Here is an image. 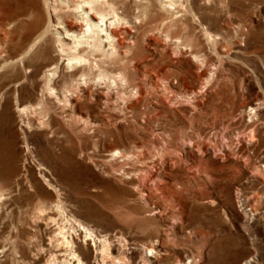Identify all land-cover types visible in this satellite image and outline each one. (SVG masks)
I'll list each match as a JSON object with an SVG mask.
<instances>
[{
  "label": "rangeland",
  "instance_id": "1",
  "mask_svg": "<svg viewBox=\"0 0 264 264\" xmlns=\"http://www.w3.org/2000/svg\"><path fill=\"white\" fill-rule=\"evenodd\" d=\"M25 2L5 0L4 16ZM143 9L157 20L147 24ZM118 12L129 40L154 26L134 45L151 58L130 62L126 78L100 76L122 69L107 59L79 84L63 64L47 80L32 53L27 64L2 66L28 28L0 27V169L18 106L28 109L20 115L31 148L26 162L15 159L20 174L0 179V208L38 191L56 221H43L42 241L31 221L33 246L68 239L72 214L109 234L104 264H264V0H126ZM148 36L160 41L146 46ZM82 236L72 233L80 245ZM84 242L86 264L93 248ZM44 246L36 264H76Z\"/></svg>",
  "mask_w": 264,
  "mask_h": 264
},
{
  "label": "bare ground",
  "instance_id": "2",
  "mask_svg": "<svg viewBox=\"0 0 264 264\" xmlns=\"http://www.w3.org/2000/svg\"><path fill=\"white\" fill-rule=\"evenodd\" d=\"M41 2L42 8L39 6V0H26L25 4L29 9L25 5L24 7H18L14 13L9 14L11 17H6L3 14L5 0H0V27L5 24L12 26V35L24 33L28 28L27 38L20 45V53L11 59L5 60L2 66L6 67L16 62L27 64L25 62L26 57L32 53V56L34 55L32 62L37 67L36 70L41 69V74L47 80H50L59 65L63 64L64 67L71 68L67 77L74 80L75 84H79L80 82L78 81L80 79L82 83H86L88 71L93 67L100 68L107 59L119 62L122 64V69L114 71L116 75L112 71L102 69L99 71V75L104 77L112 74L111 76L115 78L118 75L119 77H125L124 74H127L126 70L130 62H145L144 59H149L152 56L143 50L138 51L134 45L140 34L142 35L143 32L154 29L153 25L142 26L140 28L141 32L136 33L135 37H130V40L128 39V27L125 25L127 21L125 16L118 12L119 8H124L126 0H41ZM143 8L146 7L143 6ZM142 11V15L145 17L144 21L147 24L157 20L147 10L143 9ZM24 17H28L30 19L29 22H25L23 20ZM166 26L168 25L165 23L164 27ZM20 28L23 30L20 31ZM148 38L152 42L145 43L146 46L160 41L154 36H148ZM166 38L165 40H170L169 33H166ZM119 53L121 57H119ZM29 62L28 65L30 67L33 64ZM155 64L157 65L156 62ZM149 69L153 71L155 67L151 66ZM137 88L140 89L138 86ZM67 92L62 97L65 101L69 98L66 96L69 95ZM69 96L73 98L72 95ZM84 96L83 98H85ZM74 100L75 108L78 111H82L78 106V99ZM16 111L20 114L23 113L25 117L24 112H28V109L26 106H18ZM20 114L18 115V132L13 126L9 125L3 137L7 159L2 161L3 167L0 169V179L6 182L13 176L20 174L19 169L15 165V159L19 153L22 154L23 162H26V157L31 152L24 130L26 121L23 120ZM19 136L21 138L20 143ZM17 147L21 148L20 152ZM15 184L16 187L19 182ZM31 186L34 188L32 183ZM19 189L21 190V187ZM1 190L2 183H0ZM15 190H17V187ZM19 198L20 201H11L9 207L0 208V256L11 255L14 259V264H20L24 261L26 264H36L40 254L45 249L44 245H46L50 247L49 252L53 256L59 258L68 257L71 260L74 259L76 264H83L81 258L87 260L90 257V247L83 244L85 243L84 239H90L93 248L92 262H87L86 264H104L107 261L102 255V248L104 240L111 244L109 234L94 231L72 214L67 216L68 227L71 229L70 235H67L68 239L65 238L66 236L63 237V240H59L56 237L54 244L49 242L44 244L45 242H42L33 246L31 242L33 237H31L29 231L31 221L35 223L34 227L42 241L45 236L43 221L51 219L55 222V214L46 213L47 207L41 200L38 191L33 190L24 195L20 194ZM54 206L57 205L55 204ZM33 210H36V212ZM72 233L83 234L82 245L72 239ZM50 237H55V235ZM74 237L79 239L77 236ZM48 240L51 241L50 238ZM138 245L142 248L148 246L152 248L151 241L148 243L140 242ZM109 248L117 252L116 247L110 246Z\"/></svg>",
  "mask_w": 264,
  "mask_h": 264
}]
</instances>
